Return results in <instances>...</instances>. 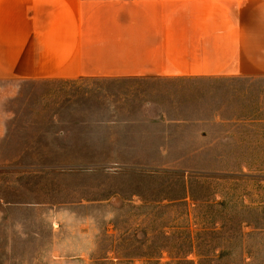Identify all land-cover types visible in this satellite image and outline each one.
Instances as JSON below:
<instances>
[{
	"label": "rangeland",
	"instance_id": "rangeland-1",
	"mask_svg": "<svg viewBox=\"0 0 264 264\" xmlns=\"http://www.w3.org/2000/svg\"><path fill=\"white\" fill-rule=\"evenodd\" d=\"M9 85L0 264H264V80Z\"/></svg>",
	"mask_w": 264,
	"mask_h": 264
},
{
	"label": "crops",
	"instance_id": "crops-1",
	"mask_svg": "<svg viewBox=\"0 0 264 264\" xmlns=\"http://www.w3.org/2000/svg\"><path fill=\"white\" fill-rule=\"evenodd\" d=\"M179 78L264 80V0H0L7 99L11 82ZM62 113L0 108V142Z\"/></svg>",
	"mask_w": 264,
	"mask_h": 264
}]
</instances>
